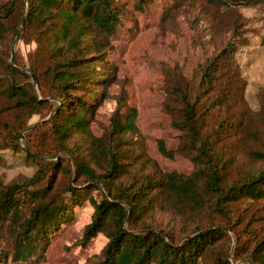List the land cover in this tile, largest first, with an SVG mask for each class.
<instances>
[{
    "label": "trees",
    "instance_id": "obj_1",
    "mask_svg": "<svg viewBox=\"0 0 264 264\" xmlns=\"http://www.w3.org/2000/svg\"><path fill=\"white\" fill-rule=\"evenodd\" d=\"M149 1L134 0V8ZM190 1L167 5L161 27L177 29L176 15ZM201 1L225 11L264 10V0ZM120 13L118 0H0V116H14L0 130V146L6 140L39 163L32 176H0V263L33 262L53 228L89 200L93 213L81 239L99 232L107 238L94 264H264V91L260 107L250 108L235 58L248 45L241 24L233 22L225 43L190 77L178 66L164 68L163 111L180 133L178 153L192 163L188 173L167 172L146 153L124 87L105 131L90 128L116 78L105 55ZM19 31V39L37 44L28 64L17 54L10 61ZM45 108L53 109L49 120L29 130L21 146L26 120ZM62 151L78 180L70 161L46 159ZM159 215L171 223L162 226ZM226 230L235 237L234 261L244 263L229 259Z\"/></svg>",
    "mask_w": 264,
    "mask_h": 264
},
{
    "label": "rangeland",
    "instance_id": "obj_2",
    "mask_svg": "<svg viewBox=\"0 0 264 264\" xmlns=\"http://www.w3.org/2000/svg\"><path fill=\"white\" fill-rule=\"evenodd\" d=\"M118 1L121 7L120 24L110 38L112 47L105 55V60L117 67L116 78L107 88L108 96L98 103L90 128L95 135H101L105 131L115 109L116 97L121 87H124L125 104L137 109L136 124L143 136L146 153L164 171L188 173L192 169V163L177 151L180 133L171 126L168 114L163 111L166 78L164 68L178 66L190 77L197 64L202 63L225 43L230 34V26L238 20L248 45L240 47L235 58L246 82V102L250 108L257 110L260 107V93L264 91V10L259 6H237L225 11L212 8L201 0H193L180 7L176 15L177 29L173 30L161 27L163 10L173 0H151L143 9L134 8V0ZM236 15L240 17L235 19ZM23 26L22 21L21 29ZM20 32L11 44L10 61L14 63V56L17 54L28 64L35 55L37 44L32 40L19 39ZM31 38L30 36L29 39ZM26 70L29 71L27 67ZM33 86L39 95L37 84ZM52 111L53 109L45 108L28 117L27 126L20 130L21 146L26 148L27 132L49 120ZM13 120L14 116L10 114L0 116L1 132L7 130ZM160 141L171 156L162 153ZM3 145L4 147L0 146L2 180L9 182L19 176H32L38 167V161L27 157L22 150L13 149L6 140ZM58 157L64 159L63 162L70 161L73 180H78L70 154L62 151L56 157L46 159ZM65 165L68 167V164ZM100 188L104 191L101 185ZM91 195L100 200L98 191H92ZM92 213L93 206L89 200L73 206L69 216L53 228L44 251H40L33 262L7 258L6 262L0 264H94L107 238L99 232L90 240L82 241L84 227L90 222ZM158 220L162 222V226L171 223L169 217L164 215H159ZM226 232L229 239V259L234 263H244V260L234 261L237 257L235 237L229 230ZM176 238L178 240V234ZM183 240L181 237L179 243Z\"/></svg>",
    "mask_w": 264,
    "mask_h": 264
},
{
    "label": "water",
    "instance_id": "obj_3",
    "mask_svg": "<svg viewBox=\"0 0 264 264\" xmlns=\"http://www.w3.org/2000/svg\"><path fill=\"white\" fill-rule=\"evenodd\" d=\"M32 82H33V84H35V81H34V78L32 77Z\"/></svg>",
    "mask_w": 264,
    "mask_h": 264
}]
</instances>
